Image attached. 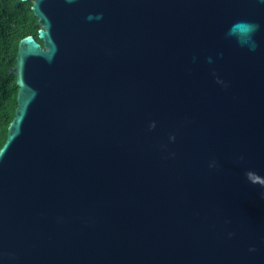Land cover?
I'll use <instances>...</instances> for the list:
<instances>
[{
	"label": "water",
	"instance_id": "obj_1",
	"mask_svg": "<svg viewBox=\"0 0 264 264\" xmlns=\"http://www.w3.org/2000/svg\"><path fill=\"white\" fill-rule=\"evenodd\" d=\"M33 1L0 264H264V0Z\"/></svg>",
	"mask_w": 264,
	"mask_h": 264
},
{
	"label": "trees",
	"instance_id": "obj_2",
	"mask_svg": "<svg viewBox=\"0 0 264 264\" xmlns=\"http://www.w3.org/2000/svg\"><path fill=\"white\" fill-rule=\"evenodd\" d=\"M16 0L0 2V150L8 137V129L18 107V86L10 69L16 66L19 43L22 39L33 36L39 43L40 25L31 5L21 4Z\"/></svg>",
	"mask_w": 264,
	"mask_h": 264
},
{
	"label": "flooded vegetation",
	"instance_id": "obj_3",
	"mask_svg": "<svg viewBox=\"0 0 264 264\" xmlns=\"http://www.w3.org/2000/svg\"><path fill=\"white\" fill-rule=\"evenodd\" d=\"M6 0H0V2L4 3ZM9 1V0H8ZM15 3L20 6L21 4L31 5V8L34 4L33 0H29L28 2H21L20 0H16Z\"/></svg>",
	"mask_w": 264,
	"mask_h": 264
}]
</instances>
